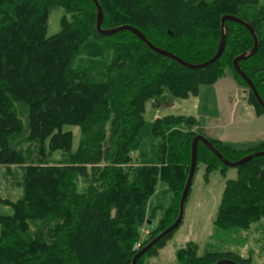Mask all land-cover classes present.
<instances>
[{"label": "trees", "instance_id": "trees-1", "mask_svg": "<svg viewBox=\"0 0 264 264\" xmlns=\"http://www.w3.org/2000/svg\"><path fill=\"white\" fill-rule=\"evenodd\" d=\"M97 2L101 29L131 26L153 46L193 65L216 54L224 16L241 19L258 44L238 65L264 102V0ZM56 8L64 10L60 30L47 37L48 16ZM96 16L92 0H0V167L4 188L18 192L16 201L0 198L11 212L0 214V264H131L173 224L192 140L206 135L194 116L155 113L150 134L139 135L146 103L153 112L173 108L230 71L247 89V102L264 116L233 69V60L253 48L244 26L226 21L220 57L189 69L152 51L130 31L99 34ZM148 136L154 160L134 153L137 139ZM207 139L230 162L264 151V142L237 146ZM199 164L204 179L229 169L201 142L194 175ZM234 169L236 178L225 181L213 221V243L200 253L197 244L187 242L174 264H252V250L246 255L222 250L221 238L245 232L242 250L251 231L264 228V157ZM143 228L149 230L146 238ZM174 232L136 264L157 258Z\"/></svg>", "mask_w": 264, "mask_h": 264}, {"label": "rangeland", "instance_id": "rangeland-1", "mask_svg": "<svg viewBox=\"0 0 264 264\" xmlns=\"http://www.w3.org/2000/svg\"><path fill=\"white\" fill-rule=\"evenodd\" d=\"M206 1L210 2L212 0ZM63 15L64 10L61 8L50 11L46 30L47 37L53 36L59 32L60 19ZM208 86L209 85H204L199 88L197 98L191 97L187 100L176 101L173 108L169 105L168 109L162 108L153 112L151 104L146 103L143 117L144 123L139 135L143 133L150 134L154 113L156 117L169 114H192L200 121H202V119L206 121L209 117H214L216 114V103L212 88ZM243 91L242 94L246 96L247 89L245 87H243ZM180 108L181 110H179ZM77 131L78 129L75 128V134L72 140L73 149L77 146ZM137 143L138 147L134 152L135 155L140 156L146 154L148 160H154V145L151 136L142 140L137 139ZM2 169L3 168L0 167V198L16 201L18 192H8L2 184ZM235 178L236 170L234 168H229L226 170L224 176L221 175L220 172L215 171L209 175L208 179H204V166L199 164L196 174L193 177L191 190L184 205L182 222L170 239L163 245L162 249L159 251V256L150 259L149 264H174L176 251L183 248L187 242L197 244L200 253L205 248L206 244L211 241L213 243L216 237L213 221L220 204L224 183L226 180ZM10 213V210L0 203V214L8 215ZM155 224L156 221L153 222L152 226L154 227ZM148 231V229L143 228L142 234L144 238L148 236ZM224 235L223 233L221 238V240H224L221 245L222 250L231 249L240 252L242 255H246L248 248L253 252L252 264H264V228L260 229L258 232L251 231L249 237L247 236L248 242L243 250H241V243L244 241L245 232H238L232 235L229 234V236Z\"/></svg>", "mask_w": 264, "mask_h": 264}, {"label": "water", "instance_id": "water-1", "mask_svg": "<svg viewBox=\"0 0 264 264\" xmlns=\"http://www.w3.org/2000/svg\"><path fill=\"white\" fill-rule=\"evenodd\" d=\"M92 1L96 7V15H97L96 16V30L99 34L104 35V36H109V35L115 34V33L122 31V30L130 31L132 34H134L140 41H142L152 51H154L157 54H160L162 56H165L167 58H170L173 61L180 64L181 66L189 68V69L205 68V67L211 65L213 62H215L220 57V55L224 49V46H225V38H226L225 37V35H226L225 23H226V21L235 22L237 24L244 26L248 30V32L250 33V35L253 39V42H254L253 48L249 52L244 53V54L236 57L233 60V69L241 77V79L245 82V84L247 85V87L251 91V93L253 94V96L256 99L259 106L264 110V102L261 100L260 96L258 95V93H257L254 85L250 81V79L246 76V74L241 70V68L238 65L240 60L254 55V53L257 49L258 41H257L256 35H255L252 27L249 24L245 23L241 19L236 18L234 16H224L221 19L222 33H221L220 44H219V47H218L216 54L210 60H208L202 64L193 65V64H189V63L182 61L181 59L177 58L176 56H174L173 54H171L169 52H166L162 49H159V48L153 46L151 43H149V41H147V39L137 29H135L131 26H121V27H117V28L109 29V30L101 29L102 11H101V8H100L97 0H92ZM198 142H201L204 145V147L206 149H208L224 166L229 167V168H236L238 166H242L245 163L249 162L250 160H252L253 158H256V157H264V151H261V152H255V153H252L248 156H245L244 158L240 159L237 162H230V161L226 160L212 146L211 142L206 137L201 136V135L196 136L192 140V143H191L190 168H189V172H188V176H187L185 186H184L183 191H182L181 196H180L179 212H178V216H177L176 220L173 222V224H171L168 228H166L163 232H161L158 236H156L151 242H149L146 246H144L141 250H139V252H137V254L133 257L131 264H136V261L140 256H142L144 253H146L149 249H151L160 240H162L163 238L168 236L170 233H172L174 230H176L178 228V226L181 224L182 219H183L185 200H186V197L188 195L189 189L191 187V183H192L194 172H195L196 149H197ZM215 264H236V263L229 261V260H220L219 262H217Z\"/></svg>", "mask_w": 264, "mask_h": 264}, {"label": "crops", "instance_id": "crops-1", "mask_svg": "<svg viewBox=\"0 0 264 264\" xmlns=\"http://www.w3.org/2000/svg\"><path fill=\"white\" fill-rule=\"evenodd\" d=\"M208 87L212 88L216 114L206 121L198 119L207 138L237 146L264 142V116L247 102L243 87L235 82L230 71Z\"/></svg>", "mask_w": 264, "mask_h": 264}]
</instances>
